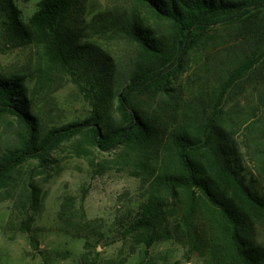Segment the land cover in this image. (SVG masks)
<instances>
[{
	"label": "trees",
	"instance_id": "16d2710c",
	"mask_svg": "<svg viewBox=\"0 0 264 264\" xmlns=\"http://www.w3.org/2000/svg\"><path fill=\"white\" fill-rule=\"evenodd\" d=\"M87 1L39 0L24 20L15 0H0L6 44L30 47L33 55L31 89L26 75L0 73V118L17 124L10 134L0 132V190L20 216L18 230L38 247L31 227L42 188L34 175L48 180L52 152L76 136L79 147L113 155L144 187L127 223L137 244L174 239L203 264H264V244L256 239L264 229V115L258 102L245 109L235 100L247 87L264 100V0H129L128 9L89 17ZM236 24V49L201 63L198 91H177L186 56L203 40L218 39L216 28ZM109 38L133 46L126 62L106 48ZM65 82L84 94L88 115L50 125L37 97ZM29 160L38 172L18 182ZM82 264L97 263L82 257Z\"/></svg>",
	"mask_w": 264,
	"mask_h": 264
},
{
	"label": "rangeland",
	"instance_id": "374dc122",
	"mask_svg": "<svg viewBox=\"0 0 264 264\" xmlns=\"http://www.w3.org/2000/svg\"><path fill=\"white\" fill-rule=\"evenodd\" d=\"M38 1L15 0L24 20L34 12ZM129 7V0H88L87 17L100 10ZM236 26L216 28L218 39L203 40L186 56L175 83L177 91L187 96L201 88V63L207 57L223 59L230 49H236L238 36L233 31ZM105 46L123 62L134 52L133 46L125 40L109 38ZM32 61V49L6 44L0 27V73L26 75V84L31 89L34 84ZM260 81L264 86V81ZM246 89L248 91L244 90L235 100L245 109L253 108L258 102L261 106L258 113L264 115V100L259 101L255 91ZM141 99L145 106L152 101L147 97ZM233 103L232 99L228 101V105ZM36 106L50 125L81 121L89 112L84 94L72 82L39 95ZM14 129L17 124L11 116L0 118V132L10 134ZM241 133L237 132L235 138L244 157L246 174H249L253 172L252 164ZM77 139L75 136L63 141L52 152L48 180H45L46 174L35 171V160H29L17 172L18 182L31 170L38 172L33 180L42 188L41 209L31 227L37 248L32 246L30 233L18 230L20 216L12 200L5 199L0 190V264H82V257L97 264H203L201 256L190 253L174 239L156 242L150 248L137 244L127 231V223L143 198L144 187L138 178L129 174V169L113 162V155L88 146L81 148ZM256 239L264 244L263 228H258Z\"/></svg>",
	"mask_w": 264,
	"mask_h": 264
}]
</instances>
